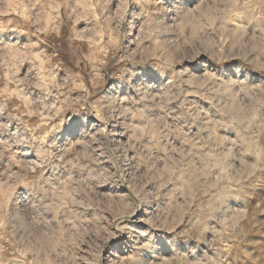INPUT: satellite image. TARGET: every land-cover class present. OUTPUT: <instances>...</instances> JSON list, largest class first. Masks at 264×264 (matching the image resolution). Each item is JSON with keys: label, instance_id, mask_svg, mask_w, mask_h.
Masks as SVG:
<instances>
[{"label": "rangeland", "instance_id": "rangeland-1", "mask_svg": "<svg viewBox=\"0 0 264 264\" xmlns=\"http://www.w3.org/2000/svg\"><path fill=\"white\" fill-rule=\"evenodd\" d=\"M192 7L203 20L190 7L172 21L170 0H0V264H264V175L229 168L222 183L239 200L222 196L208 219L197 208V185L219 174L200 175L192 145L211 132L209 109L253 116L239 91L247 82L177 74L195 63L192 46L196 59L243 62L222 54L259 48L264 0H248L244 34L225 0ZM29 190L45 208L16 211V193ZM194 213L193 255L154 257L131 235L188 232Z\"/></svg>", "mask_w": 264, "mask_h": 264}, {"label": "clouds", "instance_id": "clouds-1", "mask_svg": "<svg viewBox=\"0 0 264 264\" xmlns=\"http://www.w3.org/2000/svg\"><path fill=\"white\" fill-rule=\"evenodd\" d=\"M225 2L229 5L227 12L231 14L233 21L238 24L237 32L244 34L246 25L251 24L247 11L248 0H225ZM194 4L195 0H170L168 12L172 15L169 18L174 22L178 21L181 14L191 7L192 10L187 11V15L198 22L203 20L204 17L197 15L200 9L192 7ZM233 9H235L234 12ZM134 19L136 20L135 14ZM224 19L227 22V17ZM130 26L134 27L135 25L130 22ZM184 26L187 27L186 24ZM204 27L213 28L214 21L209 20ZM252 39L258 42L259 48L253 49L246 45L239 51L226 50L222 54L223 58L239 56L240 60L243 61L227 65L214 63L213 60L204 57L196 59L198 50L195 46H192L188 51V58L194 59L195 63L183 65L177 73L178 76L183 75L185 79L182 82L186 84L192 83L196 78L195 73L204 72L217 73L220 77L217 83L233 80L246 81L247 83L243 87H239V91L244 92L245 96L253 101L251 107L254 109V114L251 118L234 114L231 110L215 112L209 109V117L206 122L211 125V132L206 137L201 134L196 143L192 145L194 149L198 147L199 151L203 153L199 157V167L197 169L200 175L207 177L213 170H218L219 174L218 179L205 181L207 183L206 188L204 185H197L196 188V191L201 192L206 197V199H200L199 204H197L198 215L203 216L205 219L209 218L206 215L207 209L217 204L222 196H235L237 200L240 198L236 192L228 191L231 185L222 183L226 179L224 174L227 173L229 168L234 171L258 172L264 175V117L255 115V111H259L255 106L264 103V71L256 73L251 70L257 64L264 68V30H261L258 37L254 35ZM222 46L217 45V47ZM229 47L234 49V45ZM254 51L256 52L255 55H253ZM192 91L198 92L199 89L194 88ZM195 103H198V101H195ZM204 124L205 121H202L200 126L204 127ZM218 131L222 134L217 135ZM184 155L189 154L185 153ZM35 199H38V196L32 190L25 193H16L15 210L26 214L29 208H33L37 212L44 209L43 204H40L38 208L33 205L32 202ZM129 199L132 200L129 211H133L136 208V198L130 194ZM195 215L197 213H194V216L189 219L191 227L185 225L188 232L181 229L179 232L168 235L163 232H153L150 228H147L144 229L145 235L143 236L138 231H133L131 235L141 244L147 241L149 243L148 252L154 257L158 254H169L179 249L193 255L200 248L199 244L193 243L196 239V232L202 230L200 225L193 222ZM130 223H135V220L130 221ZM137 228H140V226L137 225ZM165 248L168 250L167 253L163 251Z\"/></svg>", "mask_w": 264, "mask_h": 264}, {"label": "bare ground", "instance_id": "bare-ground-1", "mask_svg": "<svg viewBox=\"0 0 264 264\" xmlns=\"http://www.w3.org/2000/svg\"><path fill=\"white\" fill-rule=\"evenodd\" d=\"M89 109H91V111H92V113H93V116H92V118H93V120H94V122L95 123H99V124H101L102 125V121H100L99 119H98V115H96V112L92 109V108H89ZM105 123V122H104ZM106 124V123H105ZM100 125V126H101ZM103 126H105V125H103ZM106 128V127H105ZM110 132V131H109ZM106 136H107V138L109 139V140H112L113 141V143L117 140V137L115 136V134H112V133H108V135L106 134ZM106 138V137H105ZM107 144H109L108 142H107ZM35 155V154H34ZM135 213V212H134ZM132 216V215H131ZM122 219H125V218H123L122 217ZM121 219V220H122ZM120 220V219H119ZM119 222V221H118ZM117 225H119L118 223H116ZM115 227H116V225H115ZM118 227V226H117ZM116 229V228H115ZM117 229H119V228H117ZM119 230H117L116 232H118ZM121 231V230H120ZM122 232V231H121ZM121 232H119V234L121 233ZM121 236V235H120ZM118 237V236H117Z\"/></svg>", "mask_w": 264, "mask_h": 264}]
</instances>
